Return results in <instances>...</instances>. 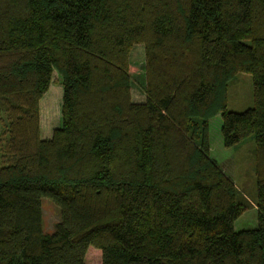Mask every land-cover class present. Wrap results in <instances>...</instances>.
<instances>
[{"label":"trees","instance_id":"obj_1","mask_svg":"<svg viewBox=\"0 0 264 264\" xmlns=\"http://www.w3.org/2000/svg\"><path fill=\"white\" fill-rule=\"evenodd\" d=\"M238 72L252 105L231 111ZM54 74L61 124L43 138ZM217 113L225 147L253 142V228L233 229L249 202L208 155ZM43 197L59 209L50 233ZM94 250L101 264H264V0H0V264Z\"/></svg>","mask_w":264,"mask_h":264},{"label":"rangeland","instance_id":"obj_2","mask_svg":"<svg viewBox=\"0 0 264 264\" xmlns=\"http://www.w3.org/2000/svg\"><path fill=\"white\" fill-rule=\"evenodd\" d=\"M129 60L135 70L132 71L131 82L132 100L143 101L144 90L140 84L143 80L144 49L143 45L134 44ZM61 98L62 83L58 74L48 88V91L40 99V134L43 138L51 135L53 128L61 124ZM252 105V77L246 72H238L230 80L226 90V109L231 111H242ZM220 115H213L208 119V155L215 160L223 172L232 180L240 194L249 202V207L244 210L232 222L234 230L249 229L256 226V209L254 207L255 184L253 175V159L251 150L253 142L244 139L239 144L225 147L221 142ZM47 136V137H46ZM43 231L50 233L54 224L59 220V209L49 199L41 198ZM94 249V247H91ZM96 249V248H95ZM98 250V249H97ZM86 264H101V255L98 251H90L85 260Z\"/></svg>","mask_w":264,"mask_h":264},{"label":"crops","instance_id":"obj_3","mask_svg":"<svg viewBox=\"0 0 264 264\" xmlns=\"http://www.w3.org/2000/svg\"><path fill=\"white\" fill-rule=\"evenodd\" d=\"M47 137V136H46Z\"/></svg>","mask_w":264,"mask_h":264}]
</instances>
